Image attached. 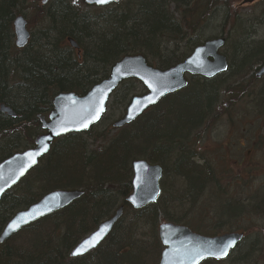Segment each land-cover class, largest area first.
<instances>
[{
	"label": "trees",
	"instance_id": "16d2710c",
	"mask_svg": "<svg viewBox=\"0 0 264 264\" xmlns=\"http://www.w3.org/2000/svg\"><path fill=\"white\" fill-rule=\"evenodd\" d=\"M231 1L239 0H121L106 7L86 6L88 11L76 5L84 4L82 0H51L46 5H41L40 0H0V104L16 115L12 118L0 112V161L33 145L34 137L41 132L39 116L49 113L55 95H84L126 55H142L158 69L181 62L203 41L197 39L199 28L221 8L230 7ZM28 13L35 16L36 28L26 46L17 49L13 20L18 15L27 19ZM236 18L234 14L226 15L221 23L222 31L228 27L223 48L229 63L226 73L209 79L191 77L184 89L164 96L133 122L109 135V128L99 129L108 111L114 103H120L124 111L129 99L136 95L126 90L119 92L128 83L138 81H122L98 124L86 132H71L54 140L38 164L1 197L0 231L12 211L49 191L81 188L83 194L3 242L0 264H157L162 250L159 223L172 222L203 235H214L198 230L186 217H174L171 208L175 206L164 203L160 196L137 210L124 205L103 244L88 255L68 259L69 247L114 214L119 201L131 191L130 164L135 159L158 163L164 174L171 173L178 179L183 186L178 208L188 204L185 214L189 208H201L202 229H207L209 220L213 222L211 229L219 230L222 224L238 217L256 213L264 216V201L260 205L255 202L262 188L253 189L243 198L228 195L217 160L202 155L198 148L197 133L209 132L221 116L229 122L236 119L229 111L219 113L224 104L237 105V110L243 105L253 107L255 116L264 120V80L256 87L259 80L253 75L264 63V39L254 40L251 31L245 30ZM255 20L264 24L262 16ZM187 33L196 35L194 41H186ZM67 37L78 44L80 59L64 44ZM231 37L237 39L229 52ZM140 88L142 94L145 89L142 85ZM100 141L103 144L96 146ZM11 195L21 197V202L11 204ZM209 201L216 203L212 214L206 206ZM240 204L246 208L241 213L236 208ZM225 205L235 207L228 210ZM132 217L134 220H130ZM252 230L255 238H264V227ZM240 246L228 259H207L201 264H221L226 260L242 264L231 258ZM254 247L250 244L247 252Z\"/></svg>",
	"mask_w": 264,
	"mask_h": 264
},
{
	"label": "water",
	"instance_id": "95a60500",
	"mask_svg": "<svg viewBox=\"0 0 264 264\" xmlns=\"http://www.w3.org/2000/svg\"><path fill=\"white\" fill-rule=\"evenodd\" d=\"M49 0H41L44 5ZM120 0H110L109 3L98 4L95 0H83L86 5L98 7L118 3ZM256 0H243L241 4ZM16 45L21 48L28 42L29 32L22 15L13 22ZM71 44L76 47L74 42ZM224 45L223 38L207 40L194 48L192 53L181 62L168 69L160 70L148 65L142 55H126L118 60L110 69L108 76L93 85L84 95L73 92H61L52 100V110L47 117H41V127L44 130L34 139L32 147L17 151L0 162V199L2 195L22 179L39 160L45 156L53 141L67 133L85 132L97 124L106 111V105L111 93L125 79L134 78L142 83L146 92L133 96L124 116L114 123V127H122L137 119L146 109L156 105L164 96L185 87V75H201L212 77L226 69V58L219 51ZM264 75L262 65L256 76ZM0 109L12 114L9 108ZM87 127H84V125ZM35 161V162H33ZM132 192L127 198L133 209H140L155 202L159 192V181L162 169L157 164H150L144 159L132 163ZM79 190H53L45 193L39 200L17 211L5 224L0 233V243L19 232L23 227L56 212L81 196ZM119 207L114 215L102 221L76 247L82 254L95 247L111 231L112 226L122 214ZM18 225V226H17ZM11 226V227H10ZM15 230H12V229ZM158 236L163 245L158 264H200L206 259H225L241 240L243 234L237 232L220 235H201L184 225L163 222L158 226ZM227 255H220L226 245ZM78 255V254H77ZM219 257V258H217Z\"/></svg>",
	"mask_w": 264,
	"mask_h": 264
},
{
	"label": "rangeland",
	"instance_id": "374dc122",
	"mask_svg": "<svg viewBox=\"0 0 264 264\" xmlns=\"http://www.w3.org/2000/svg\"><path fill=\"white\" fill-rule=\"evenodd\" d=\"M241 2L242 1L239 0L236 2V5L239 3V17L245 20V22H242L241 24L242 27L245 30L249 29L248 31H251L250 35L254 37V40L257 41L264 39V24L255 20V17H264V0H256L252 3L242 5ZM76 5H78V7L82 10L89 11L90 9L88 8L90 6L86 7L85 4L76 3ZM224 8H221L219 10L220 13L217 12L216 15L207 22L209 28H207L205 32L206 35H217L220 32L223 20L221 14ZM27 17V19L25 17L27 21V29L31 33L36 28V19L31 13H28ZM204 25H206V23ZM236 39V37L230 38L227 51L229 50L230 52V47ZM222 52L224 53L223 49ZM263 80L264 78L259 80L255 86L259 87L262 85ZM140 87L141 85L139 82L134 84L128 83L126 86L121 88L119 93L122 94V92L126 90L127 94L130 92H132V94H141L142 90ZM238 111L239 113L236 114V116L234 114L232 115L233 118L238 120L232 119V122H228L226 121L227 119H224L221 124L213 128L212 131H209L205 138H201L198 148L202 155H205L208 158L214 157L217 160L219 171L223 173V176L220 177L222 180L221 182L228 195L231 194L233 197L241 198L242 194L245 196L246 194H251L254 191L253 189L262 188V193L258 196L260 198L261 196H264V120H262V118L258 115L255 116L253 107H245V105H243V107H239ZM123 112L121 104L114 103L99 129L107 128V125L109 127L110 123L120 118ZM245 118L248 121H245ZM243 123H245V125ZM115 132L116 130H110L108 133L109 135H113ZM101 144H103V142L100 141L96 142L95 145L97 146ZM166 179L163 178V183H161L162 190H164L161 197H163L165 202H167V197L168 202L175 206V208H171V212L174 217H186V220H188L191 225L197 227L198 230H207L211 234L243 232L245 229H248L251 234H248L246 241L241 244L239 249L240 251H244V249H246L249 245V242L255 238V232H252V229L254 227H264V216L257 215L256 213V215L250 214L245 218L238 217L235 220H230V222L227 221L228 223L222 224L219 230L211 229L213 222L212 220H209L211 221L210 224H205L207 229H202L201 225L203 224L201 222V208L194 207L192 210L189 208L188 213L185 214V209L187 210L189 207L188 204L178 208L180 198H183V196H180L183 195V193H181L183 186L179 183V181L177 182L176 178L171 173H168ZM174 186V193L167 191ZM176 190H179V192H176ZM209 203L206 206L209 208L210 214H212L213 207L216 203L213 201H209ZM252 203H254V200ZM208 206H210L211 209ZM146 229H148V227ZM146 231L148 232V230ZM236 255L237 254L234 253L232 254V257ZM256 261H258L259 264H264V256H261ZM228 262L229 261L226 260L221 264H229ZM255 264L257 263L255 262Z\"/></svg>",
	"mask_w": 264,
	"mask_h": 264
},
{
	"label": "bare ground",
	"instance_id": "6f19581e",
	"mask_svg": "<svg viewBox=\"0 0 264 264\" xmlns=\"http://www.w3.org/2000/svg\"><path fill=\"white\" fill-rule=\"evenodd\" d=\"M83 1V0H82ZM241 1H243V0H241ZM84 3V2H83ZM85 4V3H84ZM86 5V4H85ZM242 5V4H241ZM86 6H88V5H86ZM239 8H240V6H239V3L236 5V3H233L232 1H231V3H230V7H226V8H224L223 10H222V18H224L226 15H227V17L228 16H231L232 14H234L237 18V20H238V22L239 23H241L242 24V22H245V20L244 19H241L239 16H240V13H239ZM220 13V12H219ZM224 14V15H223ZM19 16V15H18ZM17 17V16H16ZM15 17V18H16ZM14 18V19H15ZM13 22H14V20H13ZM209 25H202L199 29H200V31L198 32V36H197V39H199V40H203L201 43H199L198 45H201L202 43H204L205 41H207V40H212V39H217V38H223L224 39V45H225V42H226V36H227V33H228V30L226 29H224L223 31H222V29L220 30V32L217 34V35H206V30H207V28H209L208 27ZM14 28V27H13ZM13 33H14V29H13ZM31 34V33H30ZM187 37H185V39H186V41H191V40H193V38L195 39V37H196V35L195 34H189V33H187ZM29 39L30 38H28V42H29ZM70 40H72V42H74V44L76 45V47H74L72 44H71V42H70ZM13 41H14V45H15V47L17 48V49H20L17 45H16V36L13 34ZM185 41V40H184ZM194 41V40H193ZM27 42V43H28ZM66 46H68L74 53H75V55H76V57L78 58V59H80V48H79V46H78V44L74 41V39H72V38H70V37H67L66 39H65V43H64ZM198 45H196V46H194L193 47V49L191 50V52L190 53H188L186 56H185V58L187 57V56H189L191 53H192V51L194 50V48L195 47H197ZM224 45H223V47H222V49L224 48ZM24 46H26V44L24 45ZM23 46V47H24ZM23 47H21V48H23ZM222 49L219 51V53L220 54H222V55H224V53L222 52ZM225 56V55H224ZM184 58V59H185ZM225 58H226V56H225ZM121 59V58H120ZM119 59V60H120ZM183 59V60H184ZM226 69L223 71V72H221V73H226L227 71H228V69H229V63H228V61H227V58H226ZM262 65H264V63L263 64H261V65H259L254 71H253V75H254V77L256 78V79H258V80H261V79H263L264 78V75H261V76H256V74H257V72L259 71V69H260V67L262 66ZM172 67V66H171ZM170 68V67H169ZM168 69V68H167ZM160 70H163V69H160ZM218 74H220V73H218ZM218 74H216V75H218ZM215 75V76H216ZM194 76H200V77H203V76H201V75H185L184 77H185V80L187 81V84H186V86L188 85V82L190 81V79H191V77H194ZM212 77H214V76H212ZM212 77H208V79L209 78H212ZM204 78H206V77H204ZM185 86V87H186ZM185 87H183V88H181V89H184ZM180 89V90H181ZM180 90H178V91H180ZM175 92H177V91H175ZM172 93H174V92H172ZM172 93H169V94H172ZM137 95V94H136ZM168 95V94H167ZM54 98V97H53ZM53 100V99H52ZM239 101H237V103H238ZM3 104H0V107L2 106ZM51 105H52V102H51ZM3 106H5V105H3ZM237 106V105H236ZM236 106H229V105H227V104H224L223 105V109H218V111H219V113L220 114H222L223 112H226V111H229V113H231L232 115L234 114L235 116H236V114H238L239 112H238V110H237V107ZM5 107H7V106H5ZM7 108H9V107H7ZM9 110H10V112L12 113V114H9V113H7V112H5V111H2L1 109H0V112H2V113H4V114H6V115H8L9 117H12V118H14L16 115H15V113L13 112V110L12 109H10L9 108ZM51 110H52V107H51ZM50 110V111H51ZM50 111H49V113H50ZM48 113V114H49ZM47 114V115H48ZM124 114H125V111L123 112V114H122V116L120 117V118H118L117 120H115L114 122H112V123H110V125H109V127H108V125H107V128H109L110 130H117V129H119V128H121V127H114V123L116 122V121H118V120H120L123 116H124ZM47 115H40L39 116V122H40V130H41V132L39 133V134H41V133H43L44 132V130L42 129V127H41V120H40V118L41 117H47ZM105 115V114H104ZM104 115L102 116V118L104 117ZM219 117V116H218ZM217 117V118H218ZM102 118L100 119V121L102 120ZM224 119H227V117H223V116H221V118L218 120V121H216V123L213 125V127H211V130L210 131H212V129L213 128H215L216 126H218L219 124H221L223 121H224ZM222 120V121H221ZM99 121V122H100ZM226 121H228V120H226ZM98 122V123H99ZM229 122V121H228ZM97 123V124H98ZM130 124V123H129ZM96 125V124H95ZM125 125H128V124H125ZM124 125V126H125ZM123 127V126H122ZM109 130V131H110ZM38 134V135H39ZM206 134H208V132L207 131H205V132H199V133H197V136L199 137L200 136V138H199V140H201V138H205V136H206ZM38 135H36L35 137H34V139L38 136ZM33 144H34V140H33ZM13 154V153H12ZM10 156V155H9ZM8 157V156H7ZM7 157H5V158H7ZM197 157V156H196ZM195 157V159L197 160V158ZM5 158H3V159H5ZM3 159H1V161L3 160ZM135 160H138V159H135ZM135 160H133L132 162H131V164H130V167H131V171H132V163L135 161ZM145 160V159H144ZM0 161V162H1ZM147 161V160H146ZM148 162V161H147ZM200 162H201V160H200ZM199 162V163H200ZM150 163V162H149ZM150 164H157V165H159L160 167H161V165L160 164H158V163H150ZM161 169H162V167H161ZM162 174H161V178H160V180L161 179H166V177L168 176V174H164L163 173V169H162V172H161ZM132 177H133V172H132ZM132 177H131V181H132ZM175 177V176H174ZM176 178V177H175ZM166 180H168V179H166ZM176 180H177V182H178V179L176 178ZM130 181V182H131ZM159 188H160V192H159V194H158V196H157V198H156V200L161 196V194H162V192H163V190H162V187H161V182L159 181ZM57 190H59V189H57ZM60 190H79V191H81L82 192V194H83V189H81V188H78V189H60ZM175 186L173 187V188H171V189H169V190H167V191H170L171 193H174L175 191ZM53 191V190H52ZM50 192V191H49ZM131 192H132V184H131V191L128 193V195H126L125 196V198H123L122 200H120L119 201V206H118V208L119 207H122L123 208V210H124V205H126V204H128V202L126 201L127 200V198H128V196L131 194ZM169 192V193H170ZM176 192H179V190H176ZM262 193V192H261ZM81 194V195H82ZM181 194V193H180ZM243 195L244 194H242V198H243ZM43 196V195H42ZM41 196V197H42ZM11 197H14L13 198V201L12 202H10L11 204L15 201L16 203H20L21 202V197H15V196H13V195H11ZM40 197V198H41ZM171 197V196H170ZM169 197V198H170ZM39 198V199H40ZM258 198V199H257ZM255 200V202H256V205H260L261 203H262V200L264 201V196H261L260 198L259 197H257ZM39 199H37V200H39ZM78 199V198H77ZM36 200V201H37ZM155 200V201H156ZM166 200H167V202H165V200L163 199V201H164V203H166V204H168V203H170V202H168V199H167V197H166ZM36 201H34V202H36ZM34 202H32V203H34ZM73 202V201H72ZM31 203V204H32ZM31 204H29V205H31ZM171 204V203H170ZM181 203H179L178 204V206L180 205ZM29 205H27V206H29ZM129 205V204H128ZM27 206H25V207H23V208H17V209H15L14 211H12L11 213H10V215L8 216V219H7V221L5 222V224L8 222V220L17 212V211H19V210H21V209H24V208H26ZM130 206V205H129ZM227 206V207H226ZM231 206H233V207H235L234 205H225V208H228V210L229 209H232L231 208ZM13 207H15V206H13ZM236 208L238 209L237 210V212H244V210L246 209L243 205H237L236 206ZM235 209V208H234ZM123 210H122V212H123ZM185 211H187L186 209H185ZM114 214H112V215H110V216H108V217H106V218H104V219H102L98 224H97V226L102 222V221H104V220H106V219H108V218H110V217H112ZM121 217V216H120ZM119 217V218H120ZM119 218L117 219V221L119 220ZM130 220H134V218L132 217V218H130ZM117 221L114 223V225L112 226V229L114 228V226H115V224L117 223ZM5 226V225H4ZM3 226V227H4ZM97 226L93 229V230H91L89 233H87L85 236H83L82 238H80V239H78L74 244H72V246H70L69 247V249H68V253H67V255H68V259H75V258H80V257H83V256H85V255H88V254H90L91 252H93L95 249H97L101 244H103V242H105L106 241V239H107V237H108V235L111 233V231H112V229H111V231L106 235V237L103 239V240H101L95 247H93V248H91L90 250H88V251H86V252H84V253H82V254H78V255H76V256H72L71 255V253L76 249V247L82 242V240H83V238L84 237H86L88 234H90L92 231H94V230H96V228H97ZM159 226V225H158ZM3 229V228H2ZM2 229H1V231H2ZM1 231H0V233H1ZM250 231H252V230H250ZM249 232V231H248ZM247 232V234L245 233V231H243V232H240V233H242L243 234V236H242V238H241V240L237 243V245L232 249V251L238 246V244L239 245H241L244 241H246V238L248 237V234H251L250 232L248 233ZM18 233V232H17ZM16 233V234H17ZM157 233H158V228H157ZM228 233H230V232H228ZM15 235V234H14ZM14 235H12V236H14ZM11 236V237H12ZM11 237H9L8 239H10ZM262 237V236H261ZM8 239H6L4 242H6ZM158 239H159V236H158ZM159 243H160V245H161V247H162V250H163V245H162V243H161V241H160V239H159ZM253 243H255V244H253ZM2 243H0V245H1ZM250 244L251 245H255V247L252 249V252H247V250H248V248H249V246H250ZM240 249V248H239ZM161 250V251H162ZM232 251L230 252V254L228 255V257L231 255V253H232ZM160 254H161V252H160ZM261 256H264V238L262 237V238H254V239H252L250 242H249V245L247 246V248L246 249H244V251H240L239 250V253L237 252V255L236 256H233L232 258L234 259V261L236 262V263H242V264H255V262L257 263V264H259L258 263V261H256L257 259H259ZM228 257L227 258H225V259H228ZM160 258V257H159ZM225 259H223V260H225ZM213 260H221V259H213ZM159 261V260H158ZM202 263V262H201ZM200 263V264H201ZM157 264H158V262H157ZM229 264H230V262H229Z\"/></svg>",
	"mask_w": 264,
	"mask_h": 264
},
{
	"label": "snow or ice",
	"instance_id": "6c2138e0",
	"mask_svg": "<svg viewBox=\"0 0 264 264\" xmlns=\"http://www.w3.org/2000/svg\"><path fill=\"white\" fill-rule=\"evenodd\" d=\"M74 2H75V0H74ZM95 2L98 3V4H104V3H109L110 0H95ZM84 127H87V125L85 124ZM33 162H35V161H33ZM17 226H18V225H17ZM10 227H11V226H10ZM12 230H15V229L13 228ZM232 243H234V242H231V243H229L228 245H226L225 248L221 251L220 255H227V249H228V247H231V246H232ZM82 250H86V249H77V250L73 253V255H77V254H79ZM217 258H219V257H217Z\"/></svg>",
	"mask_w": 264,
	"mask_h": 264
}]
</instances>
